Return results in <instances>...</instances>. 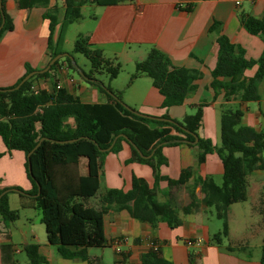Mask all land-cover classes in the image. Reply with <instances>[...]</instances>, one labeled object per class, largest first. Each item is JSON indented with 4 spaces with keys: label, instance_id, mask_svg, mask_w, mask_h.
<instances>
[{
    "label": "crops",
    "instance_id": "0c3cea01",
    "mask_svg": "<svg viewBox=\"0 0 264 264\" xmlns=\"http://www.w3.org/2000/svg\"><path fill=\"white\" fill-rule=\"evenodd\" d=\"M66 1L48 0L47 4L29 7L27 0H0V21L1 7L4 5L13 23V29L5 30L0 37L1 88L15 85L26 73L27 65L38 70L48 64L50 20L45 17V12L54 11L56 14V38ZM242 13L264 17V0H242L240 6L236 5L235 0H133L107 5L87 1L81 6V16L67 28L64 50L65 44L70 41V29L76 27V38L79 35L87 36L93 47L101 49L104 56L122 66L115 78L103 75L106 72L96 73L97 78L120 92L124 102L141 112L151 115L167 113L172 118L182 119L186 114L194 113L197 105L204 102L199 136L210 138L214 144L220 145L221 116L228 108L239 107L243 110V125L257 130L264 128V77L258 86L257 100L242 101L235 94L227 98L226 89H215L211 85L220 34H226L243 48L247 58L258 59L263 53L264 34L250 33L241 22ZM154 46L166 53L174 65L202 73L195 80L197 88L186 96L182 104L161 107L163 95L153 85L151 77L145 74L129 80L125 85L119 81L122 69L124 71L130 65L136 67V63L144 59ZM69 68L61 60L49 75L36 76L32 87L50 90L59 83L84 102H106V93L97 84L90 83L84 76L78 79ZM257 68V64L246 68L244 77L249 79L254 76ZM67 121L73 123L74 118L69 117ZM0 151L3 153L0 158V188L19 186L23 191L31 190L25 153L17 149L10 151L1 138ZM162 152L168 159V163L160 168L162 174L176 178L182 169L191 167L193 177L185 185L174 188L173 197L167 195V181L161 180L157 189L158 201L164 202L169 198L174 199L178 207L186 205L191 200L190 192L195 188L198 207L186 214L181 212L182 223L177 227H170L165 221H141L126 209L111 208L104 217V233L108 243L104 247H88V254L99 259L97 264H142L143 254L156 245L160 254L172 264H261L264 223L258 204L264 193V170L254 168L247 175L248 199L230 205V232L226 237L229 243L225 242L226 238L218 243L213 240V235L221 229V224L216 220L219 218L213 207L203 203L204 192L200 184L195 183V178L209 175L221 184L224 165L220 156L216 152L208 153L200 164L197 147L186 142L166 145ZM132 158L131 144L126 141L121 142L118 151L109 150L104 155L99 195L108 188L130 189L134 175L145 178L150 187L154 186L152 166ZM69 168L77 176L87 174V158L81 157ZM17 197L19 203L15 205L13 202ZM92 201L94 203L89 205L98 207L99 196H94ZM9 204L13 209L37 210L34 227L29 231L19 229L24 237V246L26 243L39 244L40 253L46 259L45 264H89L87 260L65 258L59 254L57 247L48 241L42 212L29 195L22 197L19 191L9 189ZM20 218L21 214L17 220L10 221L14 222L11 225L0 214V264L29 263V258H23L22 262L17 258L22 250L12 239L13 227L17 226L16 221H20ZM117 238H123L118 245L119 250L114 242ZM189 239L199 240L200 243L188 244ZM253 247H259V250L255 251Z\"/></svg>",
    "mask_w": 264,
    "mask_h": 264
},
{
    "label": "trees",
    "instance_id": "16d2710c",
    "mask_svg": "<svg viewBox=\"0 0 264 264\" xmlns=\"http://www.w3.org/2000/svg\"><path fill=\"white\" fill-rule=\"evenodd\" d=\"M87 1L107 5L133 0H67L56 38V14L54 11L45 12V17L50 20L49 61L65 51L67 28L81 16V6ZM47 2L48 0H27V5L31 7ZM1 11L0 24L3 18L5 21L0 28V37L5 30L13 29L12 20L4 5ZM240 18L250 33L264 34V17L257 18L242 13ZM217 42L219 46L217 61L212 69V87L226 89L227 98L235 94L242 101L259 99L258 86L264 77V50L258 59L247 58L245 50L226 34H220ZM74 52L82 53L89 59L90 70H82V76L90 83L97 84L106 93V102H84L66 88H57L56 85L50 90L34 89L33 79L36 76L49 75L61 59L56 60L47 71L32 75L19 88L0 90V138L10 151L22 150L26 155L25 166L32 189L20 192V195H29L41 210L48 241L65 258H80L87 260L89 264H97L99 259L89 255L87 248L107 245L104 217L111 208L126 209L134 218L149 223L165 221L170 227L180 225L181 212L186 214L198 207L195 188L190 192V202L180 207L175 205L174 199L158 201L157 189L159 182L166 180L167 195L171 194L173 197L172 190L185 185L193 177L191 167L182 169L176 178L164 175L160 170L162 165L168 163L162 152L163 147L187 140V144L197 147L200 164L211 152H216L223 162L221 184L209 175H198L195 178V183L200 184L201 191L204 192L203 203L213 207L216 217L222 220V228L213 235V240L222 242L230 232V205L248 199L247 175L254 168L264 170V128L257 130L243 125V110L239 107L228 108L221 116L222 141L217 145L212 139L203 138L198 133L203 120L204 102L197 105L194 113L186 114L182 119L172 118L167 113L156 115L166 119L139 115L133 111L136 110L134 107L124 102L120 92L103 84L96 76L98 72H106L111 79L117 77L122 67L119 62L104 56L103 51L93 47L89 38L84 35L76 38L73 51L69 53L73 55ZM62 61L75 68L70 57L65 56ZM255 64L258 65L255 75L246 79L245 69ZM32 70L34 69L27 65L26 73L11 87H15ZM141 74L151 77L153 85L163 95V108L182 104L186 96L197 88L195 80L202 76L198 70L174 65L169 56L155 46L150 48L144 59L136 63L130 81ZM69 117L74 118L73 123L67 121ZM117 135V140L109 150L118 151L122 141L129 142L124 135H127L143 155H149L155 148L153 154L147 157L131 144L132 159L152 166L155 174L153 187L149 186L145 178L134 175L130 189L125 191L121 188H108L99 195L100 168L104 155L109 151L102 149L108 148ZM195 135L198 136L197 143H193ZM42 137L46 138L31 154L30 173L27 154ZM73 138L77 139L60 142ZM160 143L163 144L158 145ZM2 156L0 151V158ZM81 157L87 158L88 172L77 176L69 166L76 164ZM38 182L41 185L39 194ZM16 188L23 190L19 186ZM7 189L11 188H0V194ZM94 196H99L98 207L81 200ZM258 210L264 223V193L260 197ZM0 214L5 221H15L20 217L19 210L10 207L9 190L0 197ZM24 249L29 258L28 264L46 263L38 243H26ZM260 261L264 264V244ZM142 264L172 263L158 249L151 248L143 254Z\"/></svg>",
    "mask_w": 264,
    "mask_h": 264
},
{
    "label": "rangeland",
    "instance_id": "374dc122",
    "mask_svg": "<svg viewBox=\"0 0 264 264\" xmlns=\"http://www.w3.org/2000/svg\"><path fill=\"white\" fill-rule=\"evenodd\" d=\"M76 27H72L68 33V37L70 39L69 42H67L65 44V49L67 52H72L73 48H74V42H75V39H76ZM73 56L77 62V64L79 65L80 69L82 70H85V71H88L89 68L91 67L90 65V61L89 59L82 53H76L74 54L73 53ZM61 60L63 59L60 58ZM70 72L71 74H74L78 79H83V76L78 72V70H76L74 67H70ZM136 69L135 66H126L124 71L122 69L121 73H120V76H119V81L124 83H127L130 79V76L131 75H128L129 73H132L134 72ZM103 75H108L107 73L103 74ZM105 77H103L104 79ZM109 79V77H108ZM107 81V80H106ZM18 197L16 198V201H14L13 203L15 205H17L19 203L18 201ZM82 201H84L86 204H91V203H94V197H90L88 199H81ZM250 204V203H248ZM20 210V214H21V218H20V221H16L17 222V226H14L13 229H14V236H13V241L14 243H16V245L22 250L21 254H19L17 256V258L22 262L23 258L24 259H28V256H27V253L24 249V237H23V234L22 232L20 231L19 227H21L24 231L25 229H27L29 231L30 228H33V224L35 223V221L37 220L38 218V215H37V210L35 209H30V208H24L22 209L21 207L19 208ZM254 214V213H253ZM220 224H221V228H222V220L221 219H216ZM9 224H13L14 222H10L8 221ZM34 222V223H33ZM31 233V232H30ZM27 235V234H26ZM225 242L226 243H229V239L226 238L225 239ZM253 250L257 251L259 250V247H253Z\"/></svg>",
    "mask_w": 264,
    "mask_h": 264
},
{
    "label": "water",
    "instance_id": "95a60500",
    "mask_svg": "<svg viewBox=\"0 0 264 264\" xmlns=\"http://www.w3.org/2000/svg\"><path fill=\"white\" fill-rule=\"evenodd\" d=\"M0 6H1V2H0ZM4 21H5V19L3 18L2 23L0 24V28H2V26L4 25ZM65 56L70 57V59H71V61H72V64L75 66V68H76V69L80 72V74L82 75V74H83V71H82V69H80V67L78 66V64H77V62H76L74 56H73L72 54H70L69 52L64 51V52L58 53L56 56H54V57L48 62V64H47L44 68H41V69H38V70H32V71H30L29 73H27V74L22 78V80H21V81L15 86V87H10V88H1V87H0V90H3V91H4V90H13V89H17V88H19V87L22 85V83L25 82L27 79H29L32 75H34V74H36V73H38V72H45V71H47V70L51 67V65H52L56 60H58V59H60V58H62V57H65ZM110 92H111V91H110ZM112 94H113V93H112ZM128 108L131 109V107H129V106H128ZM133 111H134L135 113H137V114H139V115H142V116H145V117L158 118V119H166V118H163V117H160V116L147 114V113L141 112V111H139V110H133ZM118 136H119V135H117V136L114 138L112 144H111L108 148H106V149H102V150H109V149L114 145V143H115V141L117 140ZM124 136L128 139L129 143L132 144V145H133V146L139 151V149L133 144V142L127 137V135H124ZM45 138H46V137H42V138L38 141V143L35 145V147H34V148H33V149L27 154V159H28V169H29V172H30V173H32L31 154H32V153L34 152V150L40 145L41 141H42L43 139H45ZM76 139H77V138H73V139H69V140H60V142L75 141ZM183 141L186 142L187 140H183ZM197 141H198V136L195 135V140L193 141V143H197ZM161 144H163V143H160V144H158V145H161ZM154 150H155V148H154ZM154 150H153L149 155H143L140 151H139V152H140L143 156L150 157V156L153 154ZM38 186H39V191H38L37 194H39V192H40V188H41V185H40L39 182H38ZM11 189L16 190V191H19V192H23V193H24L23 190H20V189H18V188H11ZM8 190H9V189L3 191V192L0 194V197H1V195H3V194H4L5 192H7Z\"/></svg>",
    "mask_w": 264,
    "mask_h": 264
},
{
    "label": "built area",
    "instance_id": "2783aa9c",
    "mask_svg": "<svg viewBox=\"0 0 264 264\" xmlns=\"http://www.w3.org/2000/svg\"><path fill=\"white\" fill-rule=\"evenodd\" d=\"M252 1H254V0H252ZM235 3H236V5L237 6H240L241 4H242V0H235ZM56 87L57 88H61V85L58 83L57 85H56ZM122 239L123 238H117L114 242H115V244H116V246H117V249L119 250L120 248L118 247V245H119V243H121V241H122ZM187 243L188 244H192V243H200L199 242V240H194V239H189V240H187ZM154 249H157V246L156 245H154Z\"/></svg>",
    "mask_w": 264,
    "mask_h": 264
}]
</instances>
